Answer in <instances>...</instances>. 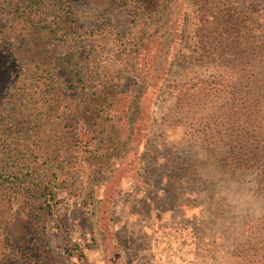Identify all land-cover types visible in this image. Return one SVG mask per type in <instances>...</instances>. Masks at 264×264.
Returning <instances> with one entry per match:
<instances>
[{"label":"rangeland","instance_id":"1","mask_svg":"<svg viewBox=\"0 0 264 264\" xmlns=\"http://www.w3.org/2000/svg\"><path fill=\"white\" fill-rule=\"evenodd\" d=\"M142 1L144 26L120 0H70L82 32L143 39L119 67L112 148L60 181L46 225L51 258L264 264V0ZM102 45L100 66L116 50L110 37ZM17 72L0 45V97ZM79 134L73 155L85 160L96 140ZM28 212L23 201L0 206L1 250L13 238L37 252Z\"/></svg>","mask_w":264,"mask_h":264},{"label":"trees","instance_id":"2","mask_svg":"<svg viewBox=\"0 0 264 264\" xmlns=\"http://www.w3.org/2000/svg\"><path fill=\"white\" fill-rule=\"evenodd\" d=\"M120 5L132 22L144 26L150 20L151 9L142 0H120ZM111 32H82L70 0H0V45L18 65L0 97V206L27 203L29 241L38 248L22 253L11 238L0 249L2 264H61L51 258L46 238L57 190L65 172L94 165L89 161L112 148L115 124L109 115L119 67L143 39L132 42V30ZM108 37L116 43L115 57L100 66L102 40ZM83 127L96 140L85 160L73 155Z\"/></svg>","mask_w":264,"mask_h":264}]
</instances>
